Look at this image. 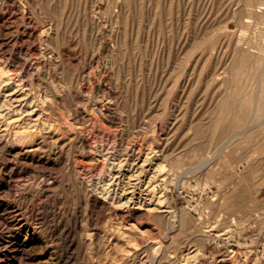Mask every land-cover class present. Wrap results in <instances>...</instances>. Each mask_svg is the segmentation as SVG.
I'll use <instances>...</instances> for the list:
<instances>
[{"label":"rangeland","instance_id":"1","mask_svg":"<svg viewBox=\"0 0 264 264\" xmlns=\"http://www.w3.org/2000/svg\"><path fill=\"white\" fill-rule=\"evenodd\" d=\"M131 1L0 0V63L16 71L22 60L23 81L26 90L30 88L27 97L40 95L43 103L39 101L40 108L33 105L38 109L33 119L43 109L38 123L8 125V133L0 134V264H264V136L260 140L261 136H255L261 141L256 142L254 137L236 134L232 156L229 150V156L219 152L213 142L222 120L231 116L220 113L218 101L245 85L244 96L254 80L249 73L238 74L242 73L239 68L252 64H237L238 60L235 64L225 25L232 27V36L246 30L245 35L256 42L264 39L259 35L263 24L245 28L238 16L220 23L235 0H138L142 16L151 17L152 26L148 54H138L137 60L128 55L122 60L118 54L114 60L108 58L114 41L107 27L97 62L82 50L80 33L76 38L68 33L66 40L75 50L66 54V62L82 72L93 71L94 89L82 84V92L69 93L61 87L59 109L79 117L87 112L92 121L80 118L71 132L57 136V83L62 77L53 30L57 14L92 8L104 17L103 8L118 9L124 4L128 10ZM205 28L210 32L194 44V35ZM180 35L184 36L187 74L182 105L176 86ZM23 36L28 38L25 43ZM112 65L121 69L118 88L111 87ZM233 65L239 71L229 72ZM3 79L0 117L12 115L17 106L21 107L17 111L30 110L28 103L13 100L20 91L14 92V83ZM108 93L118 99L117 104L108 105L103 99L104 113L88 107L95 94ZM31 129L38 132L35 139L20 133ZM129 184L137 185L135 197ZM239 185L251 188L250 211L256 200H263L251 216L218 204L224 200V191L230 195ZM140 189L144 190L141 195ZM93 196L106 199L108 205L94 204ZM226 210L230 224L225 222L229 221ZM191 218L208 224V228L202 225L208 230L221 220L224 225L219 221L216 229L226 238L213 239L205 243L204 251H197L195 244L204 242L199 240L200 231L191 232Z\"/></svg>","mask_w":264,"mask_h":264},{"label":"bare ground","instance_id":"2","mask_svg":"<svg viewBox=\"0 0 264 264\" xmlns=\"http://www.w3.org/2000/svg\"><path fill=\"white\" fill-rule=\"evenodd\" d=\"M93 3H92V5H93ZM220 4L223 6L225 4V2L224 3L220 2ZM140 5H141V2H139L138 0H132L130 2L131 7L128 10H124V4L120 5L118 9H112V8L109 9L107 6V7L102 9V12L104 13V15H103L104 17L99 15V12L96 9H92V8L89 9V11H84L82 13H76V12L71 13L69 11V14L67 13L68 14L67 16H64L65 13H61V12L59 14H57V20L55 21V26L53 27V30L56 29L54 31V35H57V61H58L57 66L59 65L58 70L61 71V74H62L60 82L57 83V136L58 137L65 136L69 132H71L74 121L76 123V121H78L80 118L85 119V120L92 118L91 115L88 114L87 112L82 113L81 117H79V115H77L76 112H72V111L68 110L66 113V112L60 111V109H59L60 96L58 94V91L60 90L61 87L67 88L69 93L72 92L74 89H77L78 91L82 92V90H81L82 84H88L90 90L94 89V84L92 83V79H91L92 74H94L93 71L91 72L90 70H88V72L85 73V72L80 71L78 69V67H75V65L72 66V64H69L66 62V60H67L66 54L70 55L69 52H71L73 49L75 50V47L71 45L72 42H71V44H69L67 42L68 40H66V35L69 33V34H72V38H76V36L79 37L78 33H80V40L84 41L83 46H81L82 50H84L85 54H88V56L91 58V60L95 59L96 62H97L98 57H101L100 54L104 48L105 41H106L104 27H107L108 35L114 41L111 45V50L108 51V53H107V56L110 60H114L115 55H117V54L120 56V58L122 60H124L125 55L132 57L134 60H137V55L138 54L141 55V53H142V56H147L148 45H149V36H150V31H151V26H152V18L142 16L143 11L141 10ZM19 6H21V5H19ZM237 16H238L237 19L242 22V24L244 25L245 28H248V26H250L251 24H255V25L263 24L259 28V35L264 37V0H243L242 4L240 3V0H239V2H236V0H235V4H234L233 9L228 13V16L225 19L221 20L220 23H222V22L227 23L228 21L236 18ZM77 26H78V28H77ZM231 28L232 27L230 26V24L225 25L226 34L231 35L230 38L233 42L232 57L234 58V61L236 60L235 64H236L237 60H238L237 64L238 63H245L246 61H249L252 64L247 68H243V69L239 68V70L242 73H238V74L249 73V75L251 77L253 76V78H254V80L251 78L253 80V82H252V84H251V82L249 84H251L252 87L249 88V91L246 92V94L244 96H241V91L244 89V87L245 88H248V87H246L245 85L244 86L240 85L243 87V89H241L239 92L237 90H235V88H234V90H232V93H229L228 96H225L220 101H218V103L221 105L220 113L224 112L223 113V115H224L227 112L226 114L227 115L229 114V116L231 114V116L228 119V121H226V122L225 121L223 122V120L221 119L222 124H221V127L219 126L220 128L218 127L219 128L218 137L213 142H214V145L216 146V148L219 149V152H224V154L227 153L225 155H228L229 152H227V151L229 150L230 151L229 154H231V156H232L233 155L232 153H234L232 151L234 148L232 149V147H234L233 144H235L237 142V140L235 141V143H233V144H231V143L234 141L233 138L236 134L237 135L238 134L248 135L251 139L254 137V141L256 140L257 137L261 136V138H257L258 140H260L264 136V39L263 38L259 39V42H256L255 40H253L251 38L250 35L249 36L245 35L246 30H241V29H240L241 30L240 33H236V35L232 36L233 32H230ZM24 32H23V34H24ZM208 32H210L209 28H205L202 31V33H197V35H194L192 42L195 44L198 40L203 39L207 35ZM29 34H31V33H29ZM26 35H27V33H26ZM183 37H184L183 35H180L179 39H178V46H177V49H178V53H177L178 54V58H177L178 59L177 60L178 70L176 71V86H177V89L179 91L178 92V95H179L178 101L180 102L181 105L183 104V96H184L185 90L187 88L186 87L187 86V80H186L187 74L185 71L184 58H183L184 43H185V42H182ZM26 39H28V38H26V36L22 37L23 43H25L27 41ZM218 39H219V35H218ZM122 43H124L126 45V47L122 46ZM153 46L156 47L154 42H153ZM23 54L26 56L25 51ZM100 61L101 60H99L97 65L100 64ZM1 63H0V77L3 76V78H4L2 81H7V80L11 81L15 85L14 92L17 93L18 90L20 91L18 94L13 92L14 94H16L14 96L13 100L20 102V103L24 102V104L28 103L27 106L31 108L30 110L25 108V110L17 111V109H21V107L17 106L16 109L13 108L12 115H9L7 117L5 116V118L0 117V127H2L4 125V128H3L4 130L1 129L0 134L3 135L5 133L6 134L8 133V132H6L7 131L6 127L8 125L13 124V125H17V126L19 125L20 126V125L26 123L27 120H29V122H31V124L35 125L36 123H38L40 121V114H41V112H43V109H41L42 111H40L38 116L33 119V115L38 110L37 107L33 106V105H37L40 108V105L42 103V101H41L42 97L40 95L38 97L34 96L31 98L32 100H29V98L27 97L29 92H30V88L28 90H26L27 84H25L23 81L24 76H25L24 72L26 69V67L23 65V61L22 60L18 61L17 69H15L16 71H14V70L10 71L9 69H6L4 66L1 65ZM112 70L114 71L115 77H114V83L112 82L111 87L118 88L119 87L118 86L119 85V79L121 78L120 77V70L121 69L116 68L115 65H112ZM239 70H236L234 65H233L229 72H237ZM238 74H236V75H238ZM50 75H51L50 69L46 68V76L49 77ZM236 89H237V86H236ZM238 90H239V88H238ZM233 91H236V92H233ZM89 98H87V99H89ZM103 99L107 100V102L109 103L108 105H113V104L118 103V99L109 93L107 95L95 94L94 98L92 99V102L88 104V107L91 110L94 109L96 111V109H98L102 113H104L105 109H106L105 106L107 104L102 103ZM32 103H34V104H32ZM220 105H219V108H220ZM234 105H236V106H234ZM2 114L3 113L0 112V115H2ZM105 114H107V113H105ZM99 115H100V113H99ZM94 117L95 116L93 115V120L96 119ZM97 118H99V117H97ZM224 118L227 119L226 117H224ZM97 120L99 121V119H97ZM97 120H96V122H97ZM91 121H92V119H91ZM218 123H220V121ZM237 127H238V129H237ZM35 130L36 129H31L30 131L22 130V131H20V133L24 134V136L35 139V135H37V133H38V132H35ZM168 133H169V131H167V134ZM39 134H41V133H39ZM82 134L80 132L79 136H81ZM255 136H257V137L255 138ZM81 138H85L84 135L81 136ZM82 141L88 143V141L85 139H82ZM256 142H261V141L256 140ZM258 144L259 143H257L256 145H258ZM257 148H261V146L259 147V145H258ZM159 150H160L161 154L164 152L163 147L159 148ZM219 155H223V154L220 153ZM202 163H200V164H202ZM207 163L209 164L210 161H207ZM50 182L51 181H47V183H50ZM229 183H227V184H229ZM135 184L136 183H134V185ZM222 185L221 186L219 185V186H220V189L223 190L224 186H222ZM243 185H245V184H243ZM246 185H247V183H246ZM7 186H8V189L11 188V182L10 181H8ZM239 186L237 188L235 187L236 191L234 192V190H233L234 193H232V194L229 193L230 195L226 194L228 192L224 191L223 192V193H225L224 194V200L222 199L223 200L222 203H218V204H221L220 206H225L226 209L230 212H233V213L242 212L241 213V215L243 214L242 216H244V214H247V215L249 214V216H251L254 213L253 212L254 210H257L258 208L260 210V206H262L264 202L262 199H261V201L263 203H261V201H259V200H256L255 204L253 205L254 209L252 208V211H250L248 209V207L251 204V200H250L251 188H249L248 186H240V187ZM131 188H132L131 191H132V196H133L137 192L136 191L137 185H136V187L131 186ZM226 188H227V186H226ZM151 189L152 188H149L148 190L151 191ZM140 190L142 191V193L139 192L140 193L139 195L144 193L143 189H140ZM145 190H147V189H145ZM222 190H221V192H222ZM150 191H148L147 193H149ZM145 193H146V191H145ZM135 196H133V197H135ZM221 196H222V194H221ZM145 197H144V199H146ZM100 198L93 196L92 197L93 203L94 204H100L102 206V208L107 206L109 202H107L106 199L102 200ZM139 199H141V198H139ZM149 201H151V200H149ZM219 201H221V200H219ZM139 202H141V201H139ZM213 206H211V207H213ZM215 206H216V204H215ZM220 206L218 205V207H220ZM222 208L220 209L221 212H222ZM219 209L217 208V210H219ZM227 210H226L227 217H226V212H225V214L223 213L225 215V218L230 217V216H228ZM259 210H257V211H259ZM263 210H264V208H263ZM169 211L170 210L168 209L167 212H169ZM213 212H211V213H213ZM216 212H217V214H219V211H216ZM223 212H224V210H223ZM251 212H253V213L250 214ZM187 213H186V216L189 214V213L188 214ZM163 215L165 216V214H162V216ZM166 215H167V213H166ZM184 215H183V217H184ZM212 215L213 214H211V216ZM237 215H239V214H236V216L234 214L235 217H237ZM214 216H215V214H214ZM253 216H252V218H253ZM245 217L250 218V217H247L246 215H245ZM245 217H243V218H245ZM255 217L256 216H254V218ZM211 218H214V217H211ZM217 218H220V217H217ZM230 218H229V221H225V219L222 220V217H221V220L223 222L225 221L226 223L229 222V224H230ZM183 219H185V217ZM210 219H209V222H211L213 220V219H211V221H210ZM185 220H186L185 223L188 222L187 219H185ZM190 220H192V218ZM193 220L195 221L194 218H193ZM193 220H192L193 224H191V226H190V227H192L191 232L195 233V232L200 231L202 233V237H200L199 240H200V242H204L203 244L199 243L201 245H199L197 243L195 244V245H198V247L196 246L197 251H200V252L204 251V249H205L204 246H206L205 243H209L213 239L218 240L221 238H224V239L226 238L224 236L225 235L224 232L220 233L219 230L216 229L217 225L218 226L220 225L219 221L223 225L225 222L223 223L221 220H219L218 222H216V224L217 223L218 224L217 225L215 224L216 227H212L214 225L212 223L213 225L212 226L210 225L211 229L209 228V230H208L206 228L204 229L205 226L207 228L209 227L208 224H207L208 226L205 224H202V225H204V227H203L201 225V223L196 222L197 220L195 222H193ZM236 220H238V219L236 218ZM250 220H254V219H250ZM234 221H235V219H234ZM239 222H240V220H239ZM202 223H203V221H202ZM232 223H233V221H232ZM226 226L227 225H225V227ZM202 227H203V229H202ZM213 228H215L216 231H215V233L213 232V234H212L209 231L213 230ZM199 240H198V242H199ZM17 245H19V244H17ZM185 245H188V244H185Z\"/></svg>","mask_w":264,"mask_h":264}]
</instances>
